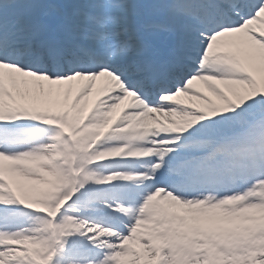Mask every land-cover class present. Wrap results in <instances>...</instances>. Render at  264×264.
I'll use <instances>...</instances> for the list:
<instances>
[{"label":"snow or ice","instance_id":"1","mask_svg":"<svg viewBox=\"0 0 264 264\" xmlns=\"http://www.w3.org/2000/svg\"><path fill=\"white\" fill-rule=\"evenodd\" d=\"M105 73L112 105L138 101L124 108L146 151L134 179L87 184L57 215L89 204L73 215L112 246L72 233L52 264H113L126 248L137 264H264V0H0V153L55 130L28 111ZM19 210L32 212L0 201V221Z\"/></svg>","mask_w":264,"mask_h":264},{"label":"rangeland","instance_id":"2","mask_svg":"<svg viewBox=\"0 0 264 264\" xmlns=\"http://www.w3.org/2000/svg\"><path fill=\"white\" fill-rule=\"evenodd\" d=\"M91 85L88 77L77 95L68 92L65 102L50 105L60 106L55 111H28L41 122L57 124L64 134L32 136L36 143L15 159L0 153V201L15 202L32 210L24 212L25 224H13V216L9 225L0 221L11 229L0 231V245L6 246L0 251V264H52L57 246L72 233L93 232L92 239L98 246H112L106 239L113 235L110 229L101 228L82 215H73L89 204L70 205L57 219L59 209L85 185L110 184L112 178L109 176L118 179L121 175L118 182L134 179L130 161L146 151L142 146L146 138L144 129L135 124V116L131 118V112L122 113L127 110L124 106L109 112L105 104L108 92L92 90ZM199 88L207 91L202 86ZM132 98L128 97L124 104H129ZM183 100L189 103L188 97ZM23 102L49 106L40 101ZM107 132L120 133L119 140L98 142ZM74 144H81V149L74 148ZM111 259L113 264H137L139 253L126 248L124 252L111 253Z\"/></svg>","mask_w":264,"mask_h":264},{"label":"bare ground","instance_id":"3","mask_svg":"<svg viewBox=\"0 0 264 264\" xmlns=\"http://www.w3.org/2000/svg\"><path fill=\"white\" fill-rule=\"evenodd\" d=\"M228 38L229 37H225V38H222V39H228ZM104 77L105 78H99L98 79L97 84H96V87H95L97 90H102L104 92H110L113 88L120 86L119 83H118V81H116L115 78L114 77H111L109 74L105 73L104 74ZM89 78H91V83L96 79V77H89ZM104 79L106 80L107 83L102 88ZM193 86L196 87V88H199L200 86L204 87V89L206 88L205 85L203 84V82H201V81H194V85ZM184 98H186V97H181V99H184ZM111 99H112V97L111 96H108L107 99H106V101H105V104L109 108L108 109L109 112L114 111L116 109H121L124 106V105H121V106L118 107V105H112L110 103L111 102ZM128 103H129L127 105L128 107H138L139 106L138 101H136L135 99L131 100ZM122 113H126L125 109L122 111ZM135 114L131 112V118H133V115H134L135 118H136L135 124L142 126V120L137 116V114L136 115ZM88 123H89V121H87V124ZM108 123H111L109 121V119H108Z\"/></svg>","mask_w":264,"mask_h":264},{"label":"trees","instance_id":"4","mask_svg":"<svg viewBox=\"0 0 264 264\" xmlns=\"http://www.w3.org/2000/svg\"><path fill=\"white\" fill-rule=\"evenodd\" d=\"M73 147H76V148H78L77 150H80V149H81V144H74ZM3 202H5V201H3ZM5 203H9V202L6 201ZM12 203L16 204L15 202H12ZM59 246H60V245H59ZM59 246H57V249H59ZM57 253H58V252H57ZM57 253H56V254H57Z\"/></svg>","mask_w":264,"mask_h":264}]
</instances>
